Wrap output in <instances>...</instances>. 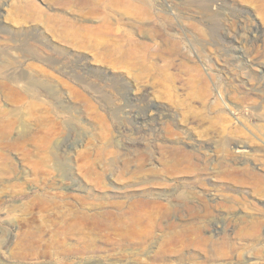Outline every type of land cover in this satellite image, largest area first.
<instances>
[{"label":"rangeland","instance_id":"obj_1","mask_svg":"<svg viewBox=\"0 0 264 264\" xmlns=\"http://www.w3.org/2000/svg\"><path fill=\"white\" fill-rule=\"evenodd\" d=\"M28 1L100 24L0 0V264H264V0L105 3L80 46Z\"/></svg>","mask_w":264,"mask_h":264},{"label":"bare ground","instance_id":"obj_2","mask_svg":"<svg viewBox=\"0 0 264 264\" xmlns=\"http://www.w3.org/2000/svg\"><path fill=\"white\" fill-rule=\"evenodd\" d=\"M43 1L50 3L51 6L57 7L60 10H66V9L73 10V9H75L78 12V14H80L83 18L90 19L91 22H95V21L100 22L99 25L94 26V27L84 26V25L78 24L77 23L78 21L73 22V21L69 20L68 18L66 19L65 17H62V16L57 15V14L56 15H49L43 9L38 7L36 4L28 1L27 7H28V10L31 12V15H32L31 19L35 22L42 23L48 30L51 29L52 31H55L56 33H58V35H60L59 37L61 38V41L66 46L69 45L68 43H71L70 41L65 40L66 37H64V36H67V35H72L75 38L73 40L74 46H80L82 43L80 38L83 36L84 33L85 34L91 33L94 35H104L105 34L107 36L114 34L115 28H114L113 21H111L109 19V17L102 15V5L105 3H107L108 9H115L121 5L130 14L132 13V15H134V14H137V15L142 14L143 16L146 15L145 14L146 12L141 7L137 6L134 1H129V0H127V1H125V0L124 1L106 0L105 2H104V0H43ZM140 5H142V4H140ZM146 7H148V6H146ZM69 38L70 37H68V39ZM134 48H139V47L135 46ZM141 48L143 50H145L147 48V46H142ZM257 180H261V178H257ZM135 212L136 211H130L129 213H120V214L107 213V216L109 218L115 217V219H117L114 222L115 224L111 225V230H112V234H114L120 241H127V239H129V238H137L138 243L144 242V241H146V239H148L152 235L151 232H146V228H150L151 230H153L156 227H158L157 220L154 219V215H156V214H154V215L147 214V213L146 214L145 213L136 214ZM205 212L206 213H204V214L209 213L206 210H205ZM194 215L195 214H192V216H194ZM188 216H191V215L188 214ZM163 218H165V217H163ZM143 225L145 226L144 228H142ZM173 228L174 227L169 226L165 229L167 231H171V230H173ZM143 229H145V231ZM184 232H186V231H184ZM168 234H169L168 237H167V235H164V237H167L166 241H171V240H175L176 237L183 234V232L182 231L170 232ZM192 234L195 235V233H192ZM143 235L146 238L144 240L141 239V237ZM188 235H190V234H188ZM140 239H141V241H140ZM94 264H99V263H94ZM110 264H115V263H110Z\"/></svg>","mask_w":264,"mask_h":264}]
</instances>
